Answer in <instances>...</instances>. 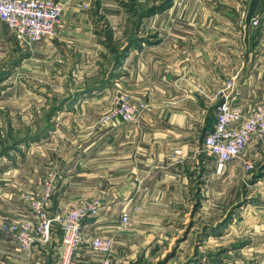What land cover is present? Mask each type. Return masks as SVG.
<instances>
[{
	"label": "crops",
	"instance_id": "0c3cea01",
	"mask_svg": "<svg viewBox=\"0 0 264 264\" xmlns=\"http://www.w3.org/2000/svg\"><path fill=\"white\" fill-rule=\"evenodd\" d=\"M58 1L63 13L56 33L21 59L52 61L81 80L60 112L75 114L77 104L107 99L115 90L143 101L146 109L136 123L101 124L96 139L74 146L68 184L57 190L50 209L64 210L96 194L92 182L98 179L109 195L120 197L112 205L108 196V208L129 210L131 220L123 228L121 219L101 212L85 220L84 233L112 237V264H128L173 236L168 229L187 226L190 190H247L232 196L235 203L244 201L243 212L240 222L232 218L227 227L239 225L257 237L252 242L264 243V141H253L246 151L250 160L261 162L250 174L239 159L219 171L215 158L202 153L222 101L217 93L227 80L243 108L264 102V0ZM9 33L0 23V40ZM197 208L202 217L193 218L195 225L206 217L201 225L218 226L217 204L206 200ZM32 215L18 194L0 190V264H57L61 235L56 230L50 241H37L27 251L2 229L3 223ZM102 257L84 245L73 264H100Z\"/></svg>",
	"mask_w": 264,
	"mask_h": 264
},
{
	"label": "rangeland",
	"instance_id": "374dc122",
	"mask_svg": "<svg viewBox=\"0 0 264 264\" xmlns=\"http://www.w3.org/2000/svg\"><path fill=\"white\" fill-rule=\"evenodd\" d=\"M262 19L260 23L264 22ZM23 46L26 45L11 31L6 41L0 40V190L18 194L28 203L27 196L40 197L48 183L52 182L53 196L57 190L67 186V160L74 146L81 148L84 140L98 137L101 116L113 106L117 94L125 92L115 90L107 99L84 103L83 107L77 104L79 111L75 114L62 113L59 108L71 90L82 85L81 80H73L65 73L66 69L52 61L41 62L34 58L23 61V54L32 53L30 46L28 49ZM106 106L108 108L103 111ZM202 153L208 155L204 150ZM253 163V171H256L261 162ZM223 181L221 178V183ZM99 184L98 179H93L92 186L97 188V192L101 189L83 200L99 199L103 206L101 212L121 219L122 210L108 208L109 204L105 202L113 198V205L120 197L112 193L109 195L106 188ZM190 191V205L193 204V207L188 212L187 226L168 229L173 236L157 243L147 257L137 255L135 261L128 264H264V243L252 242L257 237L251 238V234L244 233V228L239 225L227 227L232 218L240 222L243 212L241 204L244 201L235 203L232 196L247 190ZM52 198L47 205L51 214H62L68 209L52 211ZM206 200L217 204L218 226L201 225L206 217L195 225L202 217L197 214V207ZM82 201L69 208L78 207ZM32 214L31 217L12 219L10 222L31 219L34 217ZM196 215L198 220L194 221ZM54 230L62 238L61 227L54 226ZM229 230L236 233L228 236ZM163 234L168 233L165 231Z\"/></svg>",
	"mask_w": 264,
	"mask_h": 264
},
{
	"label": "built area",
	"instance_id": "2783aa9c",
	"mask_svg": "<svg viewBox=\"0 0 264 264\" xmlns=\"http://www.w3.org/2000/svg\"><path fill=\"white\" fill-rule=\"evenodd\" d=\"M63 4L58 0H0V23L5 24L18 40L27 46L50 38L61 23ZM252 23L259 24L258 18ZM232 80H227L217 93L222 100L217 107L214 127L205 135L203 150L215 158L221 171L229 162L241 160L246 171L252 172L254 163L246 157V151L255 140L264 141V102L245 109L235 102ZM146 109L143 101L134 102L127 93H119L111 106L101 116L102 124L114 122L136 123ZM181 154V150H176ZM52 182L40 197L27 196L28 206L34 213L31 219L3 223L2 229L12 233L20 248L30 251L37 241L51 239L54 226L62 230L61 252L57 264H73L78 251L88 245L102 254L100 264H112L114 241L109 236L87 238L83 227L86 219L97 217L103 208L99 199L83 200L78 207L68 208L62 214H51L47 209L52 198ZM131 220L127 209L121 213V226Z\"/></svg>",
	"mask_w": 264,
	"mask_h": 264
},
{
	"label": "trees",
	"instance_id": "16d2710c",
	"mask_svg": "<svg viewBox=\"0 0 264 264\" xmlns=\"http://www.w3.org/2000/svg\"><path fill=\"white\" fill-rule=\"evenodd\" d=\"M154 8H152L151 10H153Z\"/></svg>",
	"mask_w": 264,
	"mask_h": 264
}]
</instances>
